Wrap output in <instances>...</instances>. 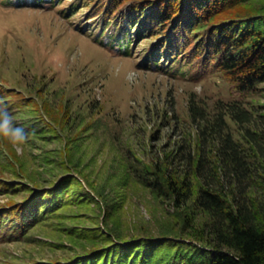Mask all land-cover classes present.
Returning <instances> with one entry per match:
<instances>
[{"label":"rangeland","instance_id":"1","mask_svg":"<svg viewBox=\"0 0 264 264\" xmlns=\"http://www.w3.org/2000/svg\"><path fill=\"white\" fill-rule=\"evenodd\" d=\"M83 5L0 0V101L20 127L29 129L36 113L48 124L35 126L19 148L0 138V180L17 185L0 191V207L22 200L28 187L53 189L62 180L67 187L53 218L22 240L0 242V264L64 261L108 243L109 228L127 238L179 231L189 209L175 208L142 176L158 165L188 168L201 125L191 119L190 102L210 115L223 114L220 100L264 114V82L242 93L223 75L180 74L166 59L148 67L150 39L135 40L130 54L115 52L104 44L102 14L90 17L91 4ZM225 119L249 147L245 133L250 138L256 121ZM253 194L264 201L261 189ZM202 219L197 213L196 222Z\"/></svg>","mask_w":264,"mask_h":264},{"label":"trees","instance_id":"2","mask_svg":"<svg viewBox=\"0 0 264 264\" xmlns=\"http://www.w3.org/2000/svg\"><path fill=\"white\" fill-rule=\"evenodd\" d=\"M48 1L54 0H33V6ZM82 1L91 4L90 17L102 14L109 38L104 44L115 52L130 54L135 40L150 39L144 53L148 67H160L166 59L180 74L223 75L242 93L264 82V0ZM219 102L225 111L213 115L190 102L191 119L201 125L184 172L158 165L142 176L153 191L169 195L175 208L189 209L179 231L127 238L109 228L102 246L84 248L64 261L26 264H264V201L252 196L256 188L264 193V114L255 115L237 101ZM225 116L238 124L256 121L257 130L247 131L250 138L245 133L249 147L234 137ZM42 124L48 125L36 113L24 129ZM65 183L28 187L22 200L0 207V242L22 240L53 218L64 205ZM16 186L0 180V191ZM197 213L203 214L200 222Z\"/></svg>","mask_w":264,"mask_h":264},{"label":"clouds","instance_id":"3","mask_svg":"<svg viewBox=\"0 0 264 264\" xmlns=\"http://www.w3.org/2000/svg\"><path fill=\"white\" fill-rule=\"evenodd\" d=\"M31 135H34V132L29 133L18 126L3 101H0V138L19 148L27 144Z\"/></svg>","mask_w":264,"mask_h":264}]
</instances>
